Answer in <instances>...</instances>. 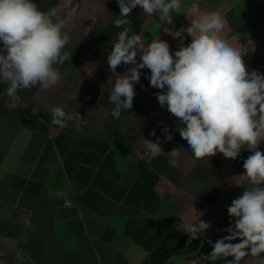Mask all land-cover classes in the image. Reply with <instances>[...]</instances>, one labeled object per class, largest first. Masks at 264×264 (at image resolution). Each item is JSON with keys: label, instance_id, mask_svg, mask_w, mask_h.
Listing matches in <instances>:
<instances>
[{"label": "crops", "instance_id": "obj_1", "mask_svg": "<svg viewBox=\"0 0 264 264\" xmlns=\"http://www.w3.org/2000/svg\"><path fill=\"white\" fill-rule=\"evenodd\" d=\"M35 2L65 19L70 36L65 51L72 56L60 66L62 80L49 90L35 86L8 97L7 85L0 82V264H227L232 257L205 258L212 251L208 241L227 235L224 229L234 222L227 208L245 190L237 183H247L240 175L251 153L244 149L235 160L220 153L196 160L174 131L177 118L159 105L154 94L161 90L150 86L148 69L140 70L132 109L115 119L109 101L115 77L107 55L122 30L114 26L120 12L116 0ZM184 3L218 11L227 21L225 38L246 52L250 71L264 73V21L236 15L262 9L256 2ZM129 19L145 45L158 34L173 53L180 41L163 28L190 26L180 13L173 14V25L160 22L159 28L158 16L147 17L139 7ZM89 25L93 30L84 35ZM184 35V44L190 43ZM132 66L121 64L117 72ZM61 105L81 115L80 131L72 121L64 129L51 124L50 108ZM165 127L171 141L165 139ZM157 137L165 154L153 158L144 139ZM173 148L182 153L179 167L168 163ZM259 150L264 151V142ZM193 207L211 228L189 243L180 225L186 217L195 218Z\"/></svg>", "mask_w": 264, "mask_h": 264}, {"label": "clouds", "instance_id": "obj_2", "mask_svg": "<svg viewBox=\"0 0 264 264\" xmlns=\"http://www.w3.org/2000/svg\"><path fill=\"white\" fill-rule=\"evenodd\" d=\"M116 2L120 12L114 26L122 30L107 55L110 73L115 77L109 96L114 105L111 115L119 119L123 111L132 109L140 70L148 69L150 86L161 90L154 94L159 105L166 106L177 118L174 131L187 142L196 160L212 158L217 153L235 160L242 150L249 151L240 175L247 183H237L245 190L227 208L234 222L224 229L227 235L214 243L208 241L212 251L205 258L215 261L232 257L227 264H264V151L259 150L264 142V73L250 71L243 58L246 52L225 38L227 21L218 11H201L199 3L188 6L184 0ZM137 7L147 17L158 16L159 28L162 23L173 25V14L186 15L190 21L187 28H163L180 41L178 50L173 53L158 34L144 44L141 35L133 32L129 19ZM91 20L95 22L96 18ZM93 26L86 27L84 35ZM65 28V19L54 8L42 10L35 0H0V82L7 85L8 97L35 86L49 90L62 80L60 66L72 56L65 51L70 42ZM185 33L190 43L184 44ZM121 64L133 66L120 74L117 68ZM65 107L50 108L51 124L64 129L72 121L80 131L81 115L68 113ZM162 131L171 141L168 128ZM150 135L155 136V130ZM144 145L153 158L165 154L159 137L155 142L144 139ZM167 155L169 165L179 167L181 150L173 148ZM201 215L193 207L195 218L186 217L180 225L189 243L211 228L209 222L200 219ZM24 223L32 227L29 217Z\"/></svg>", "mask_w": 264, "mask_h": 264}, {"label": "rangeland", "instance_id": "obj_3", "mask_svg": "<svg viewBox=\"0 0 264 264\" xmlns=\"http://www.w3.org/2000/svg\"><path fill=\"white\" fill-rule=\"evenodd\" d=\"M253 2H256L255 6L260 7L262 9L257 10H250V11H237L236 15L240 18H247L254 21H264V0H253Z\"/></svg>", "mask_w": 264, "mask_h": 264}, {"label": "built area", "instance_id": "obj_4", "mask_svg": "<svg viewBox=\"0 0 264 264\" xmlns=\"http://www.w3.org/2000/svg\"><path fill=\"white\" fill-rule=\"evenodd\" d=\"M65 203H67V204H71L72 201L67 199V200H65Z\"/></svg>", "mask_w": 264, "mask_h": 264}]
</instances>
